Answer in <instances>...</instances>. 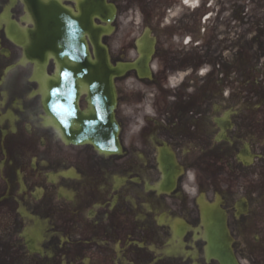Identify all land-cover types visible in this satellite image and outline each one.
<instances>
[{
  "label": "flooded vegetation",
  "instance_id": "af4514ba",
  "mask_svg": "<svg viewBox=\"0 0 264 264\" xmlns=\"http://www.w3.org/2000/svg\"><path fill=\"white\" fill-rule=\"evenodd\" d=\"M107 1L117 7L114 31L103 38L113 63L137 57L141 32L156 38L151 79L134 71L116 79L120 154L71 141L62 128L71 95L53 98L51 113L45 107L42 74L59 94L67 81L60 71L74 68L59 65L70 56L62 9L78 13L83 0H0V264H220L199 199L224 209L239 263L264 264L259 23L226 17L227 0H206L204 9ZM223 49L226 78L202 77L203 61ZM162 161L174 162L168 184Z\"/></svg>",
  "mask_w": 264,
  "mask_h": 264
},
{
  "label": "water",
  "instance_id": "95a60500",
  "mask_svg": "<svg viewBox=\"0 0 264 264\" xmlns=\"http://www.w3.org/2000/svg\"><path fill=\"white\" fill-rule=\"evenodd\" d=\"M107 70H108V68H107ZM111 86H112L111 77L109 75H107V77H106V91L107 92H106V99H105L104 105L107 106V109H108L107 113L108 114H110V112L112 110V103H113ZM91 115H92V113H91Z\"/></svg>",
  "mask_w": 264,
  "mask_h": 264
},
{
  "label": "rangeland",
  "instance_id": "374dc122",
  "mask_svg": "<svg viewBox=\"0 0 264 264\" xmlns=\"http://www.w3.org/2000/svg\"><path fill=\"white\" fill-rule=\"evenodd\" d=\"M127 22H128L127 17L123 18V21L120 23V32H119V34L125 28V25H126Z\"/></svg>",
  "mask_w": 264,
  "mask_h": 264
}]
</instances>
